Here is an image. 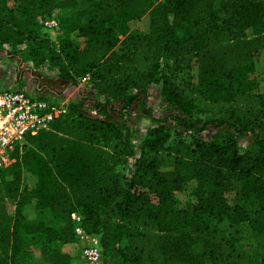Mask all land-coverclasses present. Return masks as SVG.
Wrapping results in <instances>:
<instances>
[{
  "label": "trees",
  "instance_id": "16d2710c",
  "mask_svg": "<svg viewBox=\"0 0 264 264\" xmlns=\"http://www.w3.org/2000/svg\"><path fill=\"white\" fill-rule=\"evenodd\" d=\"M14 1L5 16L0 0V54L31 42L33 66L61 80L55 95L75 93L0 167V264H71L77 226L99 238L102 264H264V0ZM146 14L147 31H123L115 50L120 28ZM52 15L55 42L40 24ZM60 29L74 38L58 40ZM24 71L34 70L17 68L16 81ZM140 98L155 125L136 152L116 117ZM155 101L171 108L160 115ZM214 128L225 136L199 140ZM192 180L196 202L176 207ZM29 204L59 223L27 221Z\"/></svg>",
  "mask_w": 264,
  "mask_h": 264
},
{
  "label": "rangeland",
  "instance_id": "374dc122",
  "mask_svg": "<svg viewBox=\"0 0 264 264\" xmlns=\"http://www.w3.org/2000/svg\"><path fill=\"white\" fill-rule=\"evenodd\" d=\"M15 6V1L14 0H8L7 2V9L2 12L3 15L7 16L11 10H14ZM215 7H218V0H215ZM39 19V18H38ZM149 15L146 14L142 18L131 21L128 25L127 28L121 27L120 28V33L118 35V43L115 47V50L118 49H123L126 48V46L122 43L124 40L125 35L122 34L123 31H125L127 34L129 33H144L147 31L148 26H149ZM179 35L183 34V31L178 30L177 31ZM247 34H251V31H248ZM70 37L74 38L73 35H67V33L63 32L61 29L59 30L57 34V39L61 40L64 37ZM32 43L29 42L28 44H24L19 47L18 50H14L12 48H8V50L14 52L16 56L14 57H8L6 54L1 53L0 54V61L7 64L8 67L5 70L7 71V74L4 75L5 77V82H7V78L10 77L12 78V81L15 77V72H17V68L20 70H23L25 68H32L33 74L31 75L28 71L23 72V77L21 78L20 81H18V88L23 89V90H28L29 92H35L39 96L42 97H49L50 99L57 100L59 96L55 95V92H58L63 88V85L61 83V80L59 77L49 68L48 64H43L37 68H35L28 57V52L31 49ZM14 50V51H13ZM264 59V56H263ZM22 61V63L20 62ZM21 63L20 67H18V63ZM262 65L264 66V60L262 61ZM12 71V73H11ZM264 71V70H263ZM10 74V75H9ZM190 74L192 78L196 77V69L192 68L190 71ZM14 76V77H13ZM7 77V78H6ZM39 80L40 84L45 86L44 89L39 90L37 88V81ZM8 83V82H7ZM12 85V83H9ZM9 85V86H10ZM86 82H82L80 86L86 88ZM160 86L159 85H152L150 90L154 92L159 91ZM8 89L3 87H0V90ZM75 91H69V92H64L62 97L64 98H70V100L74 97ZM101 100H104L103 96H99ZM122 101H120L119 104H121ZM141 103L142 100L141 98L136 101L134 104L133 108L131 109V113L128 117L122 118V117H116V120L121 124L124 132L130 137L134 149L136 152H138L139 147L142 144V140L145 134V131L147 128L152 127L155 125V122L143 115L141 112ZM150 106L153 108V110L162 115V113L166 110H169L171 106L167 103L164 102H159L155 101L150 103ZM261 134H263L264 131H259ZM213 134H218L223 138L226 134V130L223 128H214L208 131H204L200 137L199 140L202 141H209L211 139V136ZM250 136L247 135L245 137H238V147L242 151L247 143L250 141ZM131 164L132 160L128 162V164L125 167H119V169L125 174L128 175L131 169ZM197 186V181L192 180L190 181L182 190L174 192V201L175 205L178 208H184L187 205H190L194 202H196V196H195V189ZM7 207L9 211L14 210V203L13 202H8ZM23 213L29 222H38V221H44L47 224L55 225L59 223L58 220L52 217L50 212L47 209H38L35 207L33 204H29L23 208ZM91 240V244H92ZM79 242L76 246H70L68 247V250L73 254V259L71 261V264H89L85 262L81 258V253L80 250L83 247H79ZM244 246L247 251H251L254 247V244L251 240H245L244 241ZM101 264V263H100Z\"/></svg>",
  "mask_w": 264,
  "mask_h": 264
},
{
  "label": "built area",
  "instance_id": "2783aa9c",
  "mask_svg": "<svg viewBox=\"0 0 264 264\" xmlns=\"http://www.w3.org/2000/svg\"><path fill=\"white\" fill-rule=\"evenodd\" d=\"M161 0H155L159 2ZM58 19L55 15L41 18V32L56 41ZM86 80H82V82ZM81 82V83H82ZM70 98L58 97L57 100L32 94L20 88L0 90V167L8 165L13 159L10 153L23 143L28 134L34 135L47 128L56 118L65 116L69 111ZM73 218L79 222L80 215ZM79 240L90 236L80 226L76 227ZM92 244L81 248V258L89 264H102L101 251L96 247L99 238L91 235Z\"/></svg>",
  "mask_w": 264,
  "mask_h": 264
},
{
  "label": "crops",
  "instance_id": "0c3cea01",
  "mask_svg": "<svg viewBox=\"0 0 264 264\" xmlns=\"http://www.w3.org/2000/svg\"><path fill=\"white\" fill-rule=\"evenodd\" d=\"M4 67H8V65L0 61V87L1 88H3V87H5V88H7V87L8 88H18V81H16V72H15V77L13 76L14 77L13 81H12V78H10V77L7 78L6 77L8 83L7 82L4 83V81H5L4 75L7 74V71L5 70L6 68H4ZM11 73H12V71H11ZM9 83H12V85H10ZM26 91H28V90H26ZM30 93L38 95L35 92L34 93L30 92ZM91 237L92 236L90 235V236H86L85 238L79 240V245L78 246L79 247H82V246L84 247V246L90 245L91 244ZM96 247L101 251L100 241L97 242Z\"/></svg>",
  "mask_w": 264,
  "mask_h": 264
}]
</instances>
